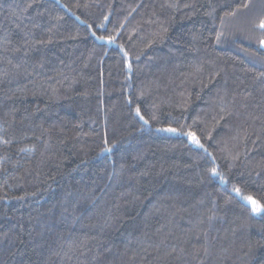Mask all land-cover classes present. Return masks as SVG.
<instances>
[{
  "label": "trees",
  "instance_id": "16d2710c",
  "mask_svg": "<svg viewBox=\"0 0 264 264\" xmlns=\"http://www.w3.org/2000/svg\"><path fill=\"white\" fill-rule=\"evenodd\" d=\"M261 21L264 0H0V264H264Z\"/></svg>",
  "mask_w": 264,
  "mask_h": 264
},
{
  "label": "snow or ice",
  "instance_id": "6c2138e0",
  "mask_svg": "<svg viewBox=\"0 0 264 264\" xmlns=\"http://www.w3.org/2000/svg\"><path fill=\"white\" fill-rule=\"evenodd\" d=\"M260 28L264 29V21H261ZM98 39H104V38L98 37ZM260 43L262 46H264V40H261ZM137 115H139V109H137ZM140 118L143 119V117H140ZM145 123H147V121H145ZM158 131L187 136L193 144H196L199 147L203 148V145L200 143L199 139L197 138V136L194 132H183V131H180L177 128H173V127L161 128V129H158ZM105 151H110V149H105ZM211 172H212L213 176L219 177L222 183H227V181L224 179L223 176L220 175V173L217 171V169L213 168L211 170ZM233 191L236 192L237 194H239V192H240V190L238 188H234ZM242 198L249 201L252 204V211L253 212H256V213L264 212V206L259 205L251 197L245 196Z\"/></svg>",
  "mask_w": 264,
  "mask_h": 264
},
{
  "label": "rangeland",
  "instance_id": "374dc122",
  "mask_svg": "<svg viewBox=\"0 0 264 264\" xmlns=\"http://www.w3.org/2000/svg\"><path fill=\"white\" fill-rule=\"evenodd\" d=\"M263 48H264V46H263Z\"/></svg>",
  "mask_w": 264,
  "mask_h": 264
}]
</instances>
